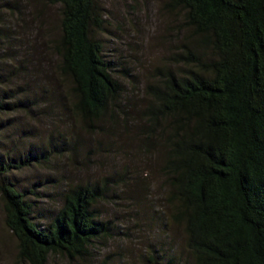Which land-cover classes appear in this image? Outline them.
I'll use <instances>...</instances> for the list:
<instances>
[{"label":"trees","instance_id":"1","mask_svg":"<svg viewBox=\"0 0 264 264\" xmlns=\"http://www.w3.org/2000/svg\"><path fill=\"white\" fill-rule=\"evenodd\" d=\"M52 3L59 18L52 49L58 73L71 84V111L83 122L101 121L114 112L121 87L96 38L103 25L98 0ZM164 9L178 13L188 32L175 58L180 72L166 69L147 86L144 116L161 128L171 221L182 226L194 264H264V0H165ZM9 107L2 97L0 111ZM50 149L57 150L52 140L40 156L30 149L18 161H0L4 225L17 258L28 264H47L55 254L87 256L109 234L95 209L103 197L97 184L68 188L48 224L35 221L27 196L36 195L9 176L32 157L43 162Z\"/></svg>","mask_w":264,"mask_h":264},{"label":"rangeland","instance_id":"2","mask_svg":"<svg viewBox=\"0 0 264 264\" xmlns=\"http://www.w3.org/2000/svg\"><path fill=\"white\" fill-rule=\"evenodd\" d=\"M52 2L0 0V100L10 105L0 111V161H18L30 149L40 156L55 142L58 151L45 152L38 164L32 157L30 166L12 170L10 179L36 195L27 197L35 202V221L44 226L68 188L97 184L103 197L95 209L109 234L92 244L87 256L72 260L55 254L47 264H154L152 258L158 264H194L182 226L171 221L161 128L144 116L150 106L147 86L166 69L180 72L175 58L188 32L181 16L166 11L165 0H98L103 25L96 38L121 95L106 118L83 122L71 111V84L57 70L52 41L59 35V18ZM22 101L27 102L15 106ZM4 216L0 196V264H28L17 258Z\"/></svg>","mask_w":264,"mask_h":264}]
</instances>
